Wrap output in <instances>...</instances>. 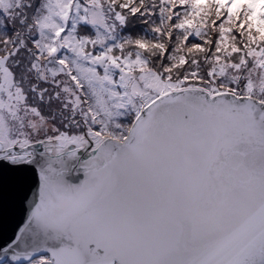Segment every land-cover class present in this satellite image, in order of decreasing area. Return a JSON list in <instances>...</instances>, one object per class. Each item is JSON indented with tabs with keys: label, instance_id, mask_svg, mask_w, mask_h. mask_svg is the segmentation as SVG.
I'll return each instance as SVG.
<instances>
[{
	"label": "snow or ice",
	"instance_id": "1",
	"mask_svg": "<svg viewBox=\"0 0 264 264\" xmlns=\"http://www.w3.org/2000/svg\"><path fill=\"white\" fill-rule=\"evenodd\" d=\"M0 264H264V0H0Z\"/></svg>",
	"mask_w": 264,
	"mask_h": 264
}]
</instances>
